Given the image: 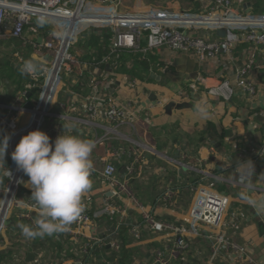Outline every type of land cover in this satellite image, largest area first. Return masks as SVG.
Returning <instances> with one entry per match:
<instances>
[{"label":"crops","instance_id":"0c3cea01","mask_svg":"<svg viewBox=\"0 0 264 264\" xmlns=\"http://www.w3.org/2000/svg\"><path fill=\"white\" fill-rule=\"evenodd\" d=\"M208 1L122 0L118 10L121 14L133 13L136 16L161 10L168 16H176L203 11ZM232 1L238 8L237 0ZM255 3L256 0H247L246 6L251 4V12L256 11ZM91 31L101 35L105 30ZM196 33L217 41L226 37L227 30L219 26H202ZM84 42L80 39L79 48L76 46L80 72L65 78L73 80L72 87L67 91L61 89V95H58L52 109L53 115L45 119L43 129L52 130L51 141L61 134L63 124L67 126L65 132L94 141L95 147L90 156L93 163L92 188L84 193L82 199L88 197L93 200L91 213H97L104 200L125 211L124 224L130 228L121 229L125 248L117 264H154L156 252L167 253L168 244L173 246L178 239V234L171 231L161 234L149 231L136 204H140L157 221L187 230L184 238L192 248L185 256L173 259L171 264H248L247 256L245 258L240 249H246L255 264H264V214L258 213L249 203L251 197L264 199V56L260 47L240 43L234 49L231 64H227L223 56L200 64L195 56L177 55L166 48L150 51L135 61L131 58L128 66L134 67L140 60L144 65L134 69V76L112 73L111 66L105 65L109 58L105 52V39L89 47ZM146 45L144 42L143 47ZM96 55L99 59L97 63L102 64L100 70L106 69L108 75L101 74L99 80L93 83L92 75L98 65L93 59ZM4 57L0 56V61L4 62ZM116 63L121 65L119 59ZM247 67L251 68L247 77L257 89L250 100L242 91L232 102H226L209 96L205 91L195 94L188 89L195 77L226 78L236 84L238 75ZM2 82L10 83L7 79ZM130 82L135 84L130 86ZM26 86L27 83L23 90L17 86L13 94L24 92ZM1 87L8 86L3 84ZM182 91H187V94L182 95ZM28 95L24 98V111H16L15 114L21 127L29 126L33 108L27 109L26 106L37 99L36 93L29 92ZM93 99L102 107L95 120L88 110V100ZM114 100L130 103L131 109L126 112L132 115L127 123L116 126L109 121L106 111ZM201 100L211 105V116L207 121L198 119L193 111V105ZM0 102L4 106L13 105L10 99L0 98ZM1 134L0 139L8 138V148L0 165L8 169L14 161L10 158L9 136L4 132ZM110 156L121 160L117 162L116 181L119 185L127 182L130 195L123 193L115 197L113 193L118 188L102 182L100 173ZM135 160H145L148 166ZM247 160L254 165L253 176H245L243 169L237 168L238 162ZM28 179L21 187V200L3 234L0 264H16L18 257L25 264H33L37 258L47 262L77 260L78 249L65 231L36 239H28L22 234L20 225L35 227L26 219L19 218L28 211L24 197L27 201L32 200ZM8 185V178L0 170V190L3 188L5 192ZM204 189L229 199L228 224L234 221L232 214H236L239 220L238 228L228 232L235 248L220 259L213 258L206 238L212 230L201 227L192 217V211L204 201L201 197ZM4 192L0 193V206L3 205ZM134 226L140 231L137 237L133 233ZM113 227L114 223L109 218L102 217L97 220L92 233L108 234ZM105 254H111L110 247ZM30 255L34 258L28 260ZM99 258L100 255H97L93 264H100Z\"/></svg>","mask_w":264,"mask_h":264},{"label":"built area","instance_id":"2783aa9c","mask_svg":"<svg viewBox=\"0 0 264 264\" xmlns=\"http://www.w3.org/2000/svg\"><path fill=\"white\" fill-rule=\"evenodd\" d=\"M94 2H98L100 7ZM121 3L122 0H78L74 4L76 7L69 9L68 4L63 0H0V42L21 44L15 52V57L21 64L29 58L42 64L45 51L46 58L53 62L52 68L43 65L44 71L31 76L32 83L28 84L22 93L18 92L16 95L7 88L1 87L0 98L10 99L13 103L12 106H4L0 102V137L2 132L9 136L11 153L22 136L30 131L39 129L52 136V130L43 129L46 124L45 119L53 115L52 109L58 100L62 71L70 73L75 68L78 73L80 72L79 58L74 56L73 50L79 37L86 31L111 29L113 39L110 55L113 57L109 55L106 64L123 53H147L164 48L177 55L195 56L200 64L208 63L209 59L213 61L217 56H223L225 62L231 64L234 49L240 43L260 47L264 56V16L242 15L240 7L245 11L247 0H237L238 8L234 6L232 0H209L205 9L199 13H182L176 16H168L161 10H152L139 16L133 13L121 14L118 10ZM94 8L104 12H91ZM41 20L43 23L40 22ZM107 23L110 24L106 25ZM58 24H61L59 30ZM202 26H219L226 29V37L217 41L203 38L196 33V30ZM144 42L147 44L145 48ZM99 66L100 64L95 67L92 75L93 83L99 80L101 74L108 75L105 71L102 72ZM250 69L247 67L238 75L236 84L226 78L207 76L190 83L188 89L195 94L205 91L209 96L226 102H232L238 92L242 91L250 100L257 92L255 84L247 77ZM43 80L44 86H42ZM29 92L36 93L37 99L32 101L33 110L29 126L21 127L15 114L16 111H24V98ZM185 94L187 91H182V95ZM101 109L100 103H96L94 99L88 101V110L94 120L102 112ZM127 109H131L130 103L112 101L106 111L109 121L116 126L127 123L132 115L126 112ZM262 152L264 153V148ZM125 156L126 152L123 151V157ZM10 158L12 159L11 156ZM118 161H121L119 157L110 156L100 177L104 184L117 187L121 194L128 193L126 190L128 183L119 185L116 181ZM135 162L145 163L148 166L145 160H135ZM0 170L9 182L5 192L3 188L0 190L1 194L4 192L3 205L0 206L1 246L7 223L21 200V187L27 176L17 168L15 162L8 169L0 165ZM113 194L115 197L120 196L117 191ZM201 197L204 201L192 211V217L201 227L206 226L212 230V234L206 238L213 258L220 259L235 248L228 232L229 229L238 228V216L232 214L233 223H227L230 206L226 196L204 189ZM24 199L28 211L19 215V218L26 219L34 225L36 219L34 216L38 215L39 210L33 200L27 201L25 197ZM92 201L88 197L82 199L84 211L65 231L70 242L77 247L79 258L75 261L65 259L50 262L37 258L33 264H93L97 255H100V264L119 262L124 248L121 229L126 213L106 200L97 213H91ZM139 211L144 215L149 231L160 234L171 231L178 234L177 242L173 246L168 244L167 253L161 250L156 252L154 264H171L173 259L185 256L191 250V243L184 238L187 231L185 228L157 221L142 206ZM102 217L109 218L114 223V227L108 234L94 235L92 229L96 228L97 220ZM133 229L137 237L139 228L134 226ZM108 247L111 248L110 255L105 254ZM240 253L245 258L247 256L248 264H255L246 249H240ZM18 258L16 264H23L24 261L22 263V259Z\"/></svg>","mask_w":264,"mask_h":264},{"label":"clouds","instance_id":"9594fccd","mask_svg":"<svg viewBox=\"0 0 264 264\" xmlns=\"http://www.w3.org/2000/svg\"><path fill=\"white\" fill-rule=\"evenodd\" d=\"M43 23V21H40ZM21 75L35 76L44 71V66L32 58L18 67ZM196 117L207 121L211 116V105L197 101L193 105ZM67 126L54 141L42 130H33L22 136L14 151L12 160L29 179L31 199L38 208L35 227L20 225L22 234L28 239L43 238L62 233L76 221L84 211L82 197L91 190L93 163L90 156L95 147L91 139L81 138L65 132ZM8 148V138L0 139V160ZM237 168L243 175L253 176L251 160L240 161ZM249 203L260 214H264V199L249 198Z\"/></svg>","mask_w":264,"mask_h":264},{"label":"trees","instance_id":"16d2710c","mask_svg":"<svg viewBox=\"0 0 264 264\" xmlns=\"http://www.w3.org/2000/svg\"><path fill=\"white\" fill-rule=\"evenodd\" d=\"M256 2L261 3V2H263V0H256ZM242 10H244L243 7H240V11H241L242 15L246 14L244 16H247V15L262 16V15H258V14H263L262 13L263 10H260V12H259V10L254 11V12L250 11L249 13H247L246 11H245L246 12L245 13ZM108 30L109 29H107L105 31H102L101 35H95L91 30H89V31L83 33V35L81 37V42L83 43L84 40L88 38V41H85L84 43H86L85 46L87 45L89 47V45L94 44V43L98 45L101 40L105 39L106 42H107V46H106V51L105 52H107V54L110 55V53H111V48L110 47H111V44H112L111 38L113 39V33H112L111 30H109V31ZM20 45L21 44L19 42L18 43L10 42L8 44H6V43L3 44V46H5L3 49L0 48V54L5 56L4 59H3L4 62H0V73L3 75V78H2L3 80L7 79L8 82H11L13 86L17 85L19 90H21V89L23 90L25 83H27L28 81H29L28 83H32V78H31L30 75H21L20 72L18 71V67L21 65V63H19L18 59L15 57V52L18 50ZM96 48H99V47L97 46ZM100 48L102 49V47H100ZM74 54L76 56L78 54V52L75 51ZM142 54L143 53L122 54V55H120L119 61L121 62V65H118V69L116 70V72L120 74V73H123V70L129 68L131 70H129V69L125 70L126 73H128L129 75H133L135 68L140 69L141 67L144 66L143 65V61L140 62L141 61L140 60V61L136 62V65L134 67L128 66V63L132 59L134 61L137 60V57L138 58H142V56H143ZM2 55H0V56H2ZM110 56H112V55H110ZM76 57H78V56H76ZM93 59H96V61H94L95 64H100V63H97L99 61V59L97 58V55ZM115 62L116 61L112 59L110 64L111 63H115ZM1 63H4V64H1ZM100 67L102 68V65H100L99 68ZM105 70H102V71H105ZM134 76H135V74H134ZM125 158H126V156H125ZM122 226H123V228H130V227H128L125 224H123ZM147 228H149V227L147 226Z\"/></svg>","mask_w":264,"mask_h":264},{"label":"rangeland","instance_id":"374dc122","mask_svg":"<svg viewBox=\"0 0 264 264\" xmlns=\"http://www.w3.org/2000/svg\"><path fill=\"white\" fill-rule=\"evenodd\" d=\"M65 3H67L68 4V8L69 9H72V8H75L76 6H74V4L78 1V0H63ZM92 2V1H91ZM95 4H97V6H99L100 7V4L97 2H94ZM255 10L257 11V10H259V12H260V10H263L262 11V13L263 14H258V15H262V16H264V0H263V2H261V3H258V2H256L255 3ZM108 11H110L109 9H108ZM91 12H94V13H102V12H104V10H99V8L97 9V8H94V9H92V11ZM110 23H107L106 25H109ZM61 28V24H58V30ZM92 30H94V29H92ZM101 30H105V29H101ZM87 32V31H86ZM81 37L82 36H80L79 37V39H78V42H79V40L81 39ZM203 38H206V37H204L203 36ZM207 39V38H206ZM78 42L76 43V46L78 45ZM3 44H5V43H0V48L1 49H3L5 46H3ZM78 47V46H77ZM79 48V47H78ZM75 51H77V48L75 47L74 48V50H73V54H74V52ZM47 52L45 51V54H46ZM110 53V52H109ZM45 54H44V59L41 61L42 62V64L47 68V66L48 67H53V62H52V60H49L48 58H46V56H45ZM132 54H137V53H132ZM0 55H2V54H0ZM74 56H75V54H74ZM76 57V56H75ZM185 57V56H184ZM188 57V56H187ZM120 57H118L117 59H119ZM186 58V57H185ZM117 59H113V60H115L116 62H117ZM0 62H2V60L0 61ZM110 62L111 61H109L107 64L105 63V65H111V72H116V70L118 69V65L119 64H117L116 62L115 63H111L110 64ZM198 62V61H197ZM2 64V63H1ZM129 68H127V69H125V70H128ZM125 70H123V73H126V71ZM129 70H131V69H129ZM76 74H78V72H77V70L75 69V68H73L72 69V72H70V73H67V72H65V71H62V74H61V81H60V86H59V96L61 95L60 93H61V89H64V90H68V88L69 89H71V87H72V83H73V80L72 81H68V80H65V78L66 77H68V76H76ZM2 78H3V75L0 73V86H2L3 84H6L8 87H3V88H7V90L8 91H10L11 93H13V92H16V90H17V85H15V86H13L12 85V83L10 82V83H3L2 81ZM114 79V78H113ZM198 79H197V77H195V78H193L191 81L192 82H190V83H194V82H196ZM29 82V81H28ZM27 82V83H28ZM93 82V81H92ZM190 83H189V85H190ZM28 84H30V83H28ZM27 84V85H28ZM45 85V82H44V80H43V82H42V86H44ZM132 85H134V83L133 82H130V86H132ZM188 85V86H189ZM1 89V91H2V88H0ZM13 91V92H12ZM72 91H73V89H72ZM58 96V97H59ZM89 101V100H88ZM20 125V124H19ZM46 125V124H45ZM43 131V130H42ZM49 136H51V135H49ZM119 162V161H118ZM128 188H129V184H128ZM128 188H126V190L128 191V194L130 195L131 194V191H130V188L128 189ZM117 192L121 195V191L120 190H117ZM136 207L138 208V209H141V205L140 204H136Z\"/></svg>","mask_w":264,"mask_h":264},{"label":"water","instance_id":"95a60500","mask_svg":"<svg viewBox=\"0 0 264 264\" xmlns=\"http://www.w3.org/2000/svg\"><path fill=\"white\" fill-rule=\"evenodd\" d=\"M251 4H247V6L245 7V10L249 13L251 10ZM223 34H225V32L223 33ZM152 77H154V76H152ZM28 97H30V94L28 95ZM26 108L27 109H32L33 108V106H32V104L31 103H29L27 106H26ZM8 224H10L9 222L7 223V225ZM31 258H34L32 255H30L29 256V259L28 260H30Z\"/></svg>","mask_w":264,"mask_h":264}]
</instances>
